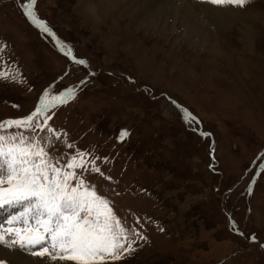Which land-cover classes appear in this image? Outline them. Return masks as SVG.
I'll return each mask as SVG.
<instances>
[{"label":"rangeland","instance_id":"rangeland-1","mask_svg":"<svg viewBox=\"0 0 264 264\" xmlns=\"http://www.w3.org/2000/svg\"><path fill=\"white\" fill-rule=\"evenodd\" d=\"M77 2L0 0V203L48 204L72 237L23 248L42 228L9 224L0 264H264V21L196 45L113 16L126 42L104 41Z\"/></svg>","mask_w":264,"mask_h":264},{"label":"bare ground","instance_id":"bare-ground-1","mask_svg":"<svg viewBox=\"0 0 264 264\" xmlns=\"http://www.w3.org/2000/svg\"><path fill=\"white\" fill-rule=\"evenodd\" d=\"M203 1L206 0H196V3L190 0H79V2H77V9L83 11V13L80 14L81 18L84 19L85 17L87 21H91V23L95 24L96 27L99 28V33L103 36L102 40H117L118 42H121V40H123L122 42H126V40L122 37L118 38L117 36L113 35L111 29H109L111 26L109 21L111 18H113V16H118L116 21H118L119 24H123L128 20L130 24H133L134 27L135 24L141 23L143 26L140 25L138 28H146V23L151 24L150 26H155L156 22L163 23L164 26L162 27L164 28L167 20H171V22L174 23L176 29L183 32V38L187 41L195 43L196 45L204 42L205 29L209 25L224 31H227V29H230L233 26H241L243 28L242 32H244V36L250 35L254 37L252 34L257 33L255 31L252 32L251 29H257L260 23L264 21V17L261 15V13L260 15H248L244 13L238 15L240 12L235 13L236 3H238L239 0H207L206 2L208 4L206 8L203 7ZM122 7L123 11L120 12ZM201 15H203V17H201ZM247 20L248 22L250 21L249 24L247 23ZM102 27H106L108 29V33L104 34V32H102L103 30L100 31ZM32 205L35 206V203L29 202L24 205V207H27L29 209L27 210L37 218L29 213V217L25 216L21 212L20 214L16 215L13 214V221L17 223L20 221V223H23L29 218L27 222L31 225L34 224V226H37L35 223L38 220L41 221L40 219H42L40 216L38 217V215L44 214L33 213ZM46 205L48 204H44V208L47 207ZM1 207L0 213L3 214V208ZM13 208L14 209L12 213L19 211V207L16 206ZM51 234L52 236L49 240L50 244L52 246L54 245L56 248L61 246L64 247L72 241V237L68 234L66 229L61 231L60 236L54 235L55 233L52 232ZM23 240L28 241V248H39V245L43 246L47 243L46 241L43 242L39 237H36L34 240L26 238H23ZM4 252L7 253L9 257L8 259L16 261L17 264H32L31 259L21 252L16 250ZM0 255H2L1 251Z\"/></svg>","mask_w":264,"mask_h":264}]
</instances>
